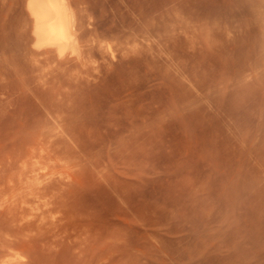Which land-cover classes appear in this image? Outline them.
<instances>
[{"label": "rangeland", "instance_id": "1", "mask_svg": "<svg viewBox=\"0 0 264 264\" xmlns=\"http://www.w3.org/2000/svg\"><path fill=\"white\" fill-rule=\"evenodd\" d=\"M25 1L0 0V236L18 242L0 254L28 264H264V0H142L152 36H139L143 52H116L100 72L75 66L70 76L86 84L62 107L71 115L50 96L48 65L24 58ZM92 1L111 16L99 30L139 23L121 0ZM112 19L122 24L111 29ZM64 131L86 145L53 148ZM49 176L62 183L42 193Z\"/></svg>", "mask_w": 264, "mask_h": 264}, {"label": "bare ground", "instance_id": "2", "mask_svg": "<svg viewBox=\"0 0 264 264\" xmlns=\"http://www.w3.org/2000/svg\"><path fill=\"white\" fill-rule=\"evenodd\" d=\"M107 1L110 2L109 0H107ZM121 1L125 4V6H126L125 8H127V10H129L130 13H136L134 15H132V14L131 15L132 16L136 15L139 23L137 24V26H135V24H134V26H132V24H129L124 29L123 26L126 25V23H127V22H125L126 19L124 16V18H123L124 21H122V22H125V24L123 23L124 25L122 26V29L117 30V31L116 30H110L109 28H106V30H105V28H103L104 30H101L102 26L100 27V30H99V24L101 23V22H99V17H102L103 14L106 13L105 10L107 9V8L105 9V7H107L105 1H103V2L101 1L102 3H105V7L102 6V7H104L105 10L104 11L102 10V12L99 15L96 14L97 12L96 13L94 12V11H97L99 9V8L97 9L99 4H98V6H95L97 9L96 10L95 7L93 8V4L95 5V2L92 0H26L25 1V6H26V9H27L28 14H29V20L27 21L29 24L27 23L28 26L26 24L25 25H26V27H29V33L27 31H26V33H28V36H27L28 39L27 40H29L30 46L28 48V51L25 48L26 43H25V47H24L23 42H26V39H25L26 37H24V35H27V34H25L26 29L24 28V30H22V31H24L23 32L24 41H23V39H22V41H23L22 43H21V40L19 41L20 42V48L23 47V49H25V51H26L25 53L30 55L28 57L27 55L25 56V54H23V56H25L24 57L25 59L30 58V59H32V61L34 60L35 62L40 63L41 65L42 64L48 65L49 69H47V71L49 73L48 74L49 76H47L45 78H46V82H48L49 84L47 83L48 88H47V86H44V87H46L48 89V91H49V89L51 90L52 95L50 93H48V94H50V96H52V97H53L54 93H56V94L59 93L60 97L57 99V101H59L61 103V105L59 104V106H61V112L60 113H65V114L71 113V111H69L68 107L65 110H63L62 107H64V105L67 104L66 101H70L71 98L73 97L72 96L73 95L72 90H75V88L79 87L80 82L82 83V81H83V80L81 81L82 78L79 77V75H78V77L77 76L74 77V75L72 77L70 76L72 73H69V72L75 66L77 68V66H79V65H87L86 66V68H87L88 64L90 62H92L93 68L95 70H98V72H100L102 67L104 68L105 64H109V65L111 64V62H112L111 60L113 58H115V56H117L116 54H118L116 52H120L122 58H123V55L126 56L128 53L130 54V52H132V51H133V53L134 52H139V53L143 52L144 49L141 51L143 45H141L142 41L141 42L139 41L140 37L142 36V39L145 37H152L151 35L147 36L149 30L147 31L148 28L147 29L144 28V24H146V22L149 20L150 16H149V14L145 15V17L143 16V13L144 12L146 13L147 9L141 8L143 6V5L140 6V4H142V3H140L142 0H121ZM144 2H143V4H144ZM113 5L114 4H111L110 6L113 7L115 9V11L119 10L118 13H120L121 7L118 5L117 6L118 9L116 10L117 7L115 5H114L115 6L114 7ZM122 9H121V11H122ZM143 10H146V11H143ZM106 11H108V9ZM115 11L114 10L110 11V9H109V12H111V13H113ZM109 12H108V14H110ZM115 13L117 14V12H115ZM124 13L125 12L123 10L122 13L119 14V16L121 14H124ZM105 15L106 14H104V17H105ZM117 15H115L116 18L119 17ZM124 15H126V13ZM109 17H111V16H109ZM146 17L148 19L144 20V18L146 19ZM108 18H103L104 19L103 22H105V19H108ZM117 19L120 20L119 18H117ZM132 19H134V18H132ZM97 20H98L99 24H97ZM100 20H101V18H100ZM110 20H109V22H110ZM128 20H126V21H128ZM136 20H135V23L138 22V21L136 22ZM117 22H116V24H115V21H114V23L111 22L113 25V27H112V25L110 26V27H112L111 29L115 28L114 24L116 26L118 24ZM147 23L150 24L151 21H150V23L149 22H147ZM121 24L119 23L118 25L120 26ZM157 25L159 26V24H157ZM150 26L153 27V28L149 27L150 31H151V29L153 30L156 27L154 25H150ZM107 29H109L108 30L109 33H107L108 32ZM156 29L158 30V27H156ZM156 29H155V31H156ZM145 31H147L146 36L143 35V34H145ZM21 32H20V36H21ZM158 33H159L158 34V36H159L160 32H158ZM20 36H19V38L21 39L22 37H20ZM154 36H156V33ZM149 39L153 40V38H149ZM145 40H146V38H145ZM22 44H23V46H22ZM96 50L99 52H96ZM146 51H144V52H146ZM22 52H24V51H22ZM150 52H152V51H150ZM96 53L101 54V59H102L101 61H103V62H99L100 59L98 58L99 56L96 55ZM20 55H22V54H20ZM23 56H22V59H24ZM121 56H119V57H121ZM30 59H29V62H32V61H30ZM24 60L21 62H23V64H26L28 61L26 60V63H25ZM13 61H11L13 66H14V64L16 66V63L15 62L13 63ZM153 61H154V59H153ZM11 62H9V64ZM4 63L6 64L7 62L5 61ZM101 63H102V65H103V63H105V64L103 66H101ZM0 64L5 65L2 63H0ZM27 64H29V63H27ZM113 64H114V62H113ZM19 65H20V63H19ZM36 65L35 64L33 66L30 65L31 67L29 66L28 68H33ZM3 67H5V66H3ZM17 67H19V66H17ZM22 67L24 68L25 66H22ZM84 68L82 69L83 71H84ZM91 68H89V69H91ZM26 69H27V67H26ZM33 69H34V71H36L35 68H33ZM30 70L32 72V69H29V72H30ZM82 70H81V72H82ZM91 70L89 71V73H90L89 75L92 76V73L94 72V70L92 72H91ZM105 70H106V68H105ZM25 72H27V71H25ZM31 72L29 74H31ZM44 72H46V71H44ZM95 73H97V72H94L93 77H95L94 76ZM32 74L34 77H36V74L34 72H32ZM42 74H43V72H42ZM39 76L41 78V74ZM82 77H83V75H82ZM35 80H37V79H35ZM84 81H83V83H85ZM86 81H88V80H86ZM42 84H41V86H42ZM64 88H65V90L62 92V89H64ZM59 102H57V103H59ZM57 107H58V105H57ZM72 111L74 113L75 110H72ZM68 118H70V116ZM64 120H65V117L62 114L61 115V121H64ZM64 133H65L67 138L66 137H64V138L58 137V139L52 140L53 148L55 146V147L59 148V151L66 152L67 150H69L71 147L74 146V143L77 144L76 146L79 145L78 143L86 145V142L82 141V139H84V136L80 137V136H78V134H76L74 132H72L71 134H68L67 132L64 131ZM97 145H99V144H97ZM3 167H4V165H3ZM5 168H7V166ZM3 169L1 168L0 171L1 170L3 171ZM24 175H22L23 176L22 178H24ZM11 177H12L11 175L10 176L8 175L7 180H11ZM25 178H26V176H25ZM1 179L2 178L0 177V181H1ZM3 179H2V181H3ZM2 181H1V184H2ZM4 181H5V179H4ZM16 181H17V179H16ZM60 183H62L61 179L58 178L55 181L54 179H52L51 176H49L48 178H44V183H43L42 187L40 188V190L42 193H47L49 190H52L53 188H55L57 185H60ZM15 184H13V185H15ZM6 186H8L7 181H6ZM4 188L5 187L3 186V188H1V190H4ZM14 188H15V186H14ZM17 188H19V187H17ZM8 189H10V188H8ZM12 199H14V198H12ZM9 203H8V205H9L8 210L13 209V207L15 206V199H14V201L12 200V202L10 204ZM46 204H48V202ZM47 211H48V209H47ZM44 213H45V210H42V212L36 218L42 219L43 218L42 215ZM41 225H43V224H40V226ZM0 233H1V231H0ZM12 238H10L11 239L10 240L8 237L9 240L7 238H5L6 240H4L3 238L1 239V236H0V247H1V243H2V246L5 245L6 247H8L10 249H15V246H17V244H18V242L16 241L17 238H13L15 240H13ZM24 241L26 243H29L32 245L35 244V243H33V242H35L33 238L28 239V240H24ZM34 247H35V245H34ZM1 252L2 253L0 254V261L2 260V264H28L27 261H26L27 263H25V261H23V260L21 261V258H15V259L7 258V256L10 254V251H8L7 249L2 250ZM14 256H16V255H14ZM5 257H6V260L4 259ZM18 259H20V260H18Z\"/></svg>", "mask_w": 264, "mask_h": 264}]
</instances>
